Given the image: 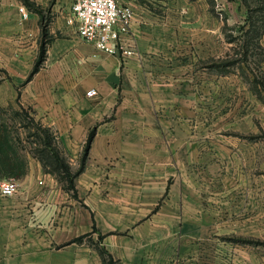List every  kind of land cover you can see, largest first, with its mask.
<instances>
[{
  "label": "crops",
  "instance_id": "0c3cea01",
  "mask_svg": "<svg viewBox=\"0 0 264 264\" xmlns=\"http://www.w3.org/2000/svg\"><path fill=\"white\" fill-rule=\"evenodd\" d=\"M73 1L0 0V106L33 110L74 174L20 133L0 264H106L102 247L119 264H264V123L242 126L229 70L203 66L208 0H121L130 54L82 38Z\"/></svg>",
  "mask_w": 264,
  "mask_h": 264
},
{
  "label": "rangeland",
  "instance_id": "374dc122",
  "mask_svg": "<svg viewBox=\"0 0 264 264\" xmlns=\"http://www.w3.org/2000/svg\"><path fill=\"white\" fill-rule=\"evenodd\" d=\"M210 16L220 22L219 36L213 32V46L210 55L203 60L208 70L226 71V91L234 86L235 92L228 95L225 107L239 103L242 126L247 128L249 118L257 116L258 124L264 123V101H254L264 97V0H208ZM214 52V53H213ZM228 82V83H227ZM262 90V91H261ZM232 93V92H231ZM235 97H233V96ZM11 121H21L23 132L30 134L27 144L32 151L39 150L46 157L44 134L36 126L34 111L13 104L6 111ZM18 126L19 122H18ZM264 133V132H263ZM261 134L264 138V134ZM47 159V157H46ZM259 169V167H258ZM258 177V176H257ZM257 242L264 244L258 238Z\"/></svg>",
  "mask_w": 264,
  "mask_h": 264
},
{
  "label": "built area",
  "instance_id": "2783aa9c",
  "mask_svg": "<svg viewBox=\"0 0 264 264\" xmlns=\"http://www.w3.org/2000/svg\"><path fill=\"white\" fill-rule=\"evenodd\" d=\"M24 16L28 10L23 4L20 6ZM134 9L130 4L121 0H74L72 3L71 21L77 26L80 36L93 42L99 49L111 53H133L126 35L131 31ZM97 91L91 89L88 94ZM19 189L16 178L0 182V194L13 195Z\"/></svg>",
  "mask_w": 264,
  "mask_h": 264
},
{
  "label": "trees",
  "instance_id": "16d2710c",
  "mask_svg": "<svg viewBox=\"0 0 264 264\" xmlns=\"http://www.w3.org/2000/svg\"><path fill=\"white\" fill-rule=\"evenodd\" d=\"M42 49V55L43 53ZM39 66V61L35 65L34 69L30 73L28 77H31L33 73L37 70ZM1 107L0 106V176L6 172L12 173L15 170V166H17L19 160L21 159L20 147H24V139L21 137V132H23V123L21 121H11L8 116L6 115V111L9 107ZM24 110V108H23ZM36 126L43 132L44 134V142L45 148L43 151L46 153V157L48 159L49 153L51 152L50 156L53 157L54 166L64 172V176L68 178L69 185L73 187V176L74 174L71 172L69 165L65 161L64 157L61 156L60 152L56 149L55 145H53V134L51 128L48 126H44L39 121H36ZM26 140L30 141V134H25ZM34 153L39 157L43 158V155L40 154L39 150H35ZM44 157V159H46ZM53 162V161H52ZM86 235H80L75 239L78 241H82ZM101 253L104 257V261L106 264H119L117 263L112 254L108 252L104 247L101 249Z\"/></svg>",
  "mask_w": 264,
  "mask_h": 264
}]
</instances>
